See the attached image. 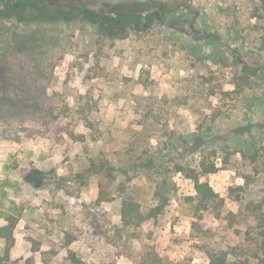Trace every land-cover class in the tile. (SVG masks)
<instances>
[{
  "label": "rangeland",
  "instance_id": "1",
  "mask_svg": "<svg viewBox=\"0 0 264 264\" xmlns=\"http://www.w3.org/2000/svg\"><path fill=\"white\" fill-rule=\"evenodd\" d=\"M116 1L85 3L99 11ZM154 1L180 6L185 15L190 2L211 23V31L223 37L230 34L229 15L236 14L241 28L250 23L248 5L241 0L230 2V13L219 11L223 0ZM195 9H187L193 11L190 17ZM178 30L154 27L140 36L130 32L124 39H108L82 23L0 20V219L17 218L7 255L6 241L0 239V264H65L67 251L84 264H133L131 257L144 250L156 251L165 264L185 256L193 258L190 264H210L202 244L209 251L242 245L233 228L226 232L208 213L202 225L211 233L198 240L189 209L176 201L156 223L141 229L124 227L120 220L118 187L126 177L134 199L143 207L153 204L150 171L140 168L146 153L158 157L168 152L170 166L186 163L190 169L207 157L218 170L203 180L233 214L239 206L231 188L243 186L245 199L264 196V172L253 168L264 163V149L251 166L240 154L217 150L208 157V150L190 149L191 137L201 127L225 133L246 124L240 97L234 101L223 95L235 88L230 55L236 42L232 39L226 51L229 66L195 63ZM252 39L244 36L239 42L259 56L242 59L250 67H264V49L257 37L250 43ZM248 93L261 96L264 84ZM151 106L158 128L144 130V114ZM250 111L251 130L258 135L259 124L264 132V109L253 106ZM169 133L178 139L171 148L175 138ZM34 171L41 175L40 187L33 186ZM244 174L251 178L247 185ZM172 181L178 197L195 195L194 183L183 174L175 173Z\"/></svg>",
  "mask_w": 264,
  "mask_h": 264
},
{
  "label": "trees",
  "instance_id": "2",
  "mask_svg": "<svg viewBox=\"0 0 264 264\" xmlns=\"http://www.w3.org/2000/svg\"><path fill=\"white\" fill-rule=\"evenodd\" d=\"M234 0H223L219 11L222 13H230V2ZM247 7L246 21L250 22L248 29L238 26V17L229 15V27L226 37H223L218 31H211V23L205 19L203 13L198 12L190 2L186 6V15L181 11L180 6L172 7L167 2L162 1H135V0H119L113 5H102L99 11H95L86 6L85 0H0V20H15L19 23L26 24H53L66 23L87 24L94 28V31L102 37L108 39H124L130 32L134 35H141L155 27L157 30L162 28L170 29V32H177L179 21L183 29L178 30L179 34L185 36L186 44L183 48L186 50L187 57L194 60L195 63H205L207 61L214 64H230V69L233 71L232 81L235 88L232 91L223 92V95L234 100V97H240V102L244 106L243 120L246 121L245 126H236L233 129L221 133L211 127H201L198 135L191 137V151L202 152L208 150V157L215 156L217 150L226 154H240L241 160L246 165H253L261 156L260 151L264 149V132L263 125L257 127L258 135L253 134L251 127V115L253 111L251 107L256 106L257 110L263 112L264 93L259 97L250 96L248 90L261 87L264 84V67L256 65L250 67L243 59L242 55L252 57L254 50H246L245 41L239 42L244 36L260 40L259 45L264 49V0H241ZM189 9H195L193 16L190 17ZM234 14V13H233ZM251 21H254L251 25ZM199 22V23H198ZM259 25L260 28L257 27ZM186 28V29H184ZM256 34V35H255ZM255 35V36H253ZM173 38V36H172ZM232 39L236 42L234 49L231 51L230 57L226 56V51L230 48ZM226 44V47H222ZM208 48V50H206ZM256 56H259L256 54ZM259 64V63H257ZM259 80V81H258ZM212 91L209 95H214ZM10 103L7 100L2 101ZM15 105V103H10ZM154 109H150L144 114L149 127L158 128L153 118ZM157 121V119H156ZM152 125V126H150ZM158 130V129H156ZM143 131V130H142ZM145 132V131H143ZM175 132V131H174ZM171 134V133H169ZM143 136V133H141ZM172 133L169 137L175 138L168 147L172 144L176 145L178 139ZM187 142V140L183 139ZM205 144V146H202ZM158 154H160L158 152ZM166 158H171L170 153H165L162 156L146 153L141 161L140 168L149 170L152 201L150 206L143 207L142 204L136 201L133 197V189L125 185L130 179L125 178L118 187L120 197L119 216L124 227L132 229H141L150 222L156 223L158 218L167 212L168 206L173 201L187 207L190 211L189 217L192 221V234L198 240H203L211 233L210 228L203 227L204 213L213 216V219L224 224V230L237 233L242 240V245L239 248L212 249L211 251L204 248L202 244L201 250L205 252L210 264H264V196L260 199L247 197L245 199V189L243 186H236L230 189L232 200L238 203V212L233 214L224 209V199L216 193L206 180L205 176L215 173L218 169L216 164L209 163L207 157L199 158L195 168L189 167L183 163L176 166H170ZM105 168V164L102 165ZM253 168H259L257 172H264V163ZM173 170V171H171ZM175 173H181L186 179L194 183L195 195L178 197L176 193V185L172 178ZM106 174H110L107 170ZM125 174V173H124ZM33 186L40 187L41 175L39 172L32 173ZM242 178L247 183L251 182L250 175L244 174ZM101 195V193L99 194ZM102 200V197H100ZM6 225L0 227V239L6 241V255L9 252V246L14 243L13 230L17 224V218L9 216L5 219ZM239 225L242 229L239 230ZM237 228H236V227ZM204 246V247H203ZM192 257H184L182 260L172 264H190ZM65 264H84L78 258L76 253L67 251V256L64 259ZM133 264H165L163 259L156 251H141L135 253L131 257ZM254 261V262H253Z\"/></svg>",
  "mask_w": 264,
  "mask_h": 264
},
{
  "label": "crops",
  "instance_id": "3",
  "mask_svg": "<svg viewBox=\"0 0 264 264\" xmlns=\"http://www.w3.org/2000/svg\"><path fill=\"white\" fill-rule=\"evenodd\" d=\"M0 220H2V219H0ZM5 220H2V221H0V227H3V226H5L4 224H5V222H4Z\"/></svg>",
  "mask_w": 264,
  "mask_h": 264
}]
</instances>
